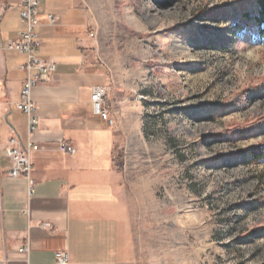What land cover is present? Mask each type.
<instances>
[{
  "label": "rangeland",
  "instance_id": "obj_1",
  "mask_svg": "<svg viewBox=\"0 0 264 264\" xmlns=\"http://www.w3.org/2000/svg\"><path fill=\"white\" fill-rule=\"evenodd\" d=\"M81 1L134 264H264V39L240 15L257 0Z\"/></svg>",
  "mask_w": 264,
  "mask_h": 264
},
{
  "label": "crops",
  "instance_id": "obj_2",
  "mask_svg": "<svg viewBox=\"0 0 264 264\" xmlns=\"http://www.w3.org/2000/svg\"><path fill=\"white\" fill-rule=\"evenodd\" d=\"M21 0H0V39L22 31ZM49 16L56 19L51 25ZM37 29V56L55 64L51 81L33 91L38 131L16 108L28 73L27 57L0 51V264H56L67 252L70 264H134L130 208L116 161L117 129L94 114L92 93L106 87L94 55L91 17L81 0H45ZM31 151L35 193L25 177H10L9 140ZM74 147L75 155L60 146Z\"/></svg>",
  "mask_w": 264,
  "mask_h": 264
},
{
  "label": "built area",
  "instance_id": "obj_3",
  "mask_svg": "<svg viewBox=\"0 0 264 264\" xmlns=\"http://www.w3.org/2000/svg\"><path fill=\"white\" fill-rule=\"evenodd\" d=\"M45 0H21V22L22 31L15 41H3L0 39V51L17 52L27 57V64L22 68L28 73V78L23 85L21 100L16 108L28 117V132L33 136L39 128L37 106L33 101V91L40 85L49 83L55 71V64L51 61L37 56L41 43L38 39L37 29L40 26L39 15L42 4ZM1 16V13H0ZM50 24L55 25L56 19L49 16ZM106 89L96 87L92 93V106L94 114L102 120L113 122L109 119V112L106 109ZM60 149L64 153L75 155L76 149L63 143ZM39 146L32 141L25 146L18 137L9 140L8 149L4 155L11 157L12 168L9 171L10 177H25L28 180L29 195L35 193L36 182L32 177L33 163L30 158L31 151H38ZM56 264H70V257L67 252L56 253Z\"/></svg>",
  "mask_w": 264,
  "mask_h": 264
},
{
  "label": "trees",
  "instance_id": "obj_4",
  "mask_svg": "<svg viewBox=\"0 0 264 264\" xmlns=\"http://www.w3.org/2000/svg\"><path fill=\"white\" fill-rule=\"evenodd\" d=\"M257 6L254 11L248 12L244 10L240 15L244 22H254L259 28V39H264V0H257ZM244 27L241 23H235L234 32L235 34L242 30ZM264 153H256V158H261Z\"/></svg>",
  "mask_w": 264,
  "mask_h": 264
}]
</instances>
